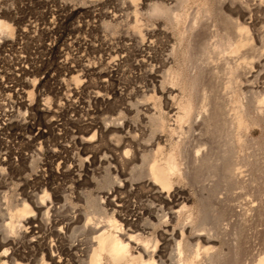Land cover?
<instances>
[{
	"label": "rangeland",
	"instance_id": "rangeland-1",
	"mask_svg": "<svg viewBox=\"0 0 264 264\" xmlns=\"http://www.w3.org/2000/svg\"><path fill=\"white\" fill-rule=\"evenodd\" d=\"M157 1L162 0L152 2ZM81 2L0 0V22L4 21L13 29L12 34H7L0 27V153L3 156L10 154L13 164V168L9 167L10 165L5 166V177L0 182V191L6 195L3 208H7L10 203L18 205L20 202L17 199H25L23 191L25 180L28 178L32 181L28 190L33 194L31 206L35 215L52 217L53 213L49 211V207L51 203H56L57 199L60 206L57 216L90 214L98 204L105 201L113 188L117 189L116 195L123 200L122 214L127 215L139 206L142 194L132 185L117 187L118 178L123 177L116 174L113 162L115 137L118 134L111 128L115 120L137 125L136 133L141 135V142L144 143L150 139L155 122L149 121L144 115L138 116L128 105L130 102L148 101L158 110L167 105V111L171 113L167 125L173 128L175 126L179 131V125L176 126L172 114L180 111V106L190 97L192 90L188 68L202 59L204 39L209 41V37L188 35L189 39H185V48L173 65L177 73V86L176 97L171 100H168L166 95L164 97L160 89L156 94L147 93L148 98L144 100L142 92L147 83L146 70L134 66L137 58L134 52L136 40L142 35L154 32L157 55H162L163 44L167 38L179 43L184 26L206 8H215L216 0H190L181 12L184 19L180 25L164 17L148 15V5L151 1L138 0L132 4L130 0H101L94 5ZM106 13L109 14L108 17L104 16ZM113 15L117 18L110 17ZM107 22L111 24H106ZM247 26L253 36L264 35V16L260 14L256 22H248ZM76 29H81V60L76 58L79 55L77 48L68 45L70 39L76 35ZM255 43L261 47V43ZM119 47H127L129 62L117 73L116 80L113 81L110 74L101 78L100 71L115 68L109 54L120 49ZM85 66L90 67V72L84 71ZM204 77L206 78H203L202 85L199 84L192 92V101L197 106L203 92L210 90L209 95L206 94L209 97L212 93V97L223 93L221 79L224 75L220 79H214L215 81L209 73ZM77 84H81V101H85V104H81V110L69 108L67 104ZM169 85L170 83H167L165 87ZM96 93L105 95L106 100L90 102ZM105 127L108 129L104 130ZM262 131V128L255 127L254 137L257 140L254 147L238 149L236 161L243 163V175L251 181L238 184L225 181L223 177L226 172L223 167L218 166L212 167L210 172L207 171L208 174L206 171H203V174L200 172L202 177L198 176L199 172L196 173L193 177L199 178H193V183L177 180L174 185L187 198L188 207L195 209L196 223L208 215L213 216L208 217L211 223L214 220L213 224L215 220H223V224L228 228L227 242H220L219 247L227 254V259L232 258L236 244L242 246L245 259L251 258L264 248ZM142 132L145 134L142 135ZM155 132L158 133L156 129ZM158 134L162 133L159 131ZM162 135L160 144L166 147V153H169L173 149L170 135L168 132ZM74 136L81 137V142L75 140ZM121 136L126 137L127 133L124 132ZM214 153L216 158L220 156L217 150H214ZM24 156L28 157L29 161L27 159L26 162ZM72 162L75 165L74 171L70 170ZM29 166H32V170L28 172ZM127 172L132 173L129 169ZM218 198L229 202L227 210L218 207ZM201 201L202 204H199ZM200 206L205 210L203 213L200 212ZM212 208V212L209 211ZM246 208L251 210L250 215H244ZM7 217L3 213L0 224L3 223L2 220L8 222ZM19 229L20 227L18 231ZM235 230L238 233H234ZM236 234L238 235L235 237ZM158 239L161 245V238ZM33 254H36L35 249ZM164 255L166 264H173L174 248L167 247ZM20 262L27 263L23 260ZM248 263L249 261L246 262ZM36 264H48V260H38Z\"/></svg>",
	"mask_w": 264,
	"mask_h": 264
},
{
	"label": "bare ground",
	"instance_id": "bare-ground-1",
	"mask_svg": "<svg viewBox=\"0 0 264 264\" xmlns=\"http://www.w3.org/2000/svg\"><path fill=\"white\" fill-rule=\"evenodd\" d=\"M79 1L85 5H94L101 0ZM130 1L135 4L138 0ZM189 2L190 0L152 2L147 4V13L180 25L184 19L181 12ZM212 8L205 9L204 6L203 13L191 18V22L180 33L179 43L167 38L163 44L162 55H157L154 32L146 36L141 34V38L136 40L134 52L137 58L134 66L146 70L144 76L147 83L142 92L144 100L148 98L147 93L156 94L159 89L168 100L176 97L177 73L173 65L185 48L188 35H199L200 38L204 35L210 41L204 39L202 59H197L199 62H194L188 68L192 92L199 87L208 73L213 80L224 75L221 79L223 93L220 96L218 93L212 97V93V98L209 97L210 90L207 89L208 92H203L197 106L192 101L191 92L186 103L180 106V111H173L172 118L176 126L179 125V131L175 126L173 128L167 125L168 116L171 114L167 111V105L158 110L148 101L130 102L128 105L138 116L144 115L149 121L155 122L150 139L144 143L141 142V135L136 133L137 125L115 120L111 128L120 135L115 137L113 162L116 174L123 177L118 178L117 187L135 186L134 189L142 194L139 206L123 215V200L116 195L117 189L113 188L105 201L98 204L90 214L57 216L60 211L57 199L49 207L52 217L45 218L43 215L34 214L31 206L33 194L28 190L32 181L26 178L23 191L25 199H17L20 202L18 205L10 203L7 208H3L6 195L0 191V217L3 213L9 217V221L6 219L8 222L2 220L3 223L0 224V264H22L20 260L27 262L26 264H36L38 260H48V264H166L164 253L167 247L174 248L173 264H246L247 261L248 264H264V248L251 258L245 259L242 246L236 244L235 239L236 249L232 258L227 259V254L219 247L220 242H227L228 228L223 220L218 218L213 224L214 220L211 223L207 214L208 217H200V222L196 223L195 209L188 207L187 198L174 187L177 180L192 182L196 173L199 172L200 176V172L207 173L212 167L218 166L223 167L226 172L223 177L225 181L236 184L251 181L248 176L245 178L243 175V163L236 161L238 149L254 147L257 140L254 137L255 127L262 128L264 135V35L253 36L247 26L248 22H256L260 14L264 16V0H216V7ZM104 16L108 17L109 14ZM110 17L117 18L116 15ZM0 27L7 34L13 32L12 27L4 21L0 22ZM75 32L76 35L70 39L68 45L77 48L79 55L76 58L81 60V29H76ZM195 37L194 39L199 38ZM255 42L261 43V47ZM99 50L102 51V48ZM128 52L127 47L113 50L109 59L115 68L100 71V77L110 74L112 80H116L117 73L129 62ZM84 71L90 72V67L85 66ZM167 83H170L169 87H165ZM81 92V84H77L67 100L69 108L81 110V104H85V101H81ZM105 98V95L96 93L90 102L106 100ZM103 129L107 130L108 127ZM155 129L158 133H169L173 148L169 153L160 144L163 135L156 133ZM124 132L127 133L126 137L121 136ZM74 138L81 142V137ZM214 150L219 152V159L216 158ZM0 155L2 182L5 166L10 165L13 168V164L10 154ZM24 159L27 162L28 157L24 156ZM74 168L72 162L70 170L74 171ZM128 169L132 173L127 172ZM31 170L32 166H29L27 171ZM198 176L195 177L196 180ZM251 179L254 180L252 177ZM218 199V207L226 209L229 202ZM202 207H199L201 213L205 211ZM212 210L213 208L209 209L211 212ZM251 213L250 209L244 210V215ZM234 233L238 232L235 230ZM158 238H161V245ZM34 249L36 254H33Z\"/></svg>",
	"mask_w": 264,
	"mask_h": 264
}]
</instances>
